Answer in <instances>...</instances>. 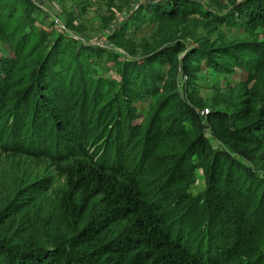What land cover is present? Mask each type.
<instances>
[{"label":"trees","instance_id":"1","mask_svg":"<svg viewBox=\"0 0 264 264\" xmlns=\"http://www.w3.org/2000/svg\"><path fill=\"white\" fill-rule=\"evenodd\" d=\"M256 3L264 15V0ZM14 13L13 6L0 0V36ZM61 47L55 43L47 55L22 66V46L4 65L0 63V129L8 122L0 147L13 146L58 162L81 159V166L91 170L83 179L98 182L99 192L109 202L116 194L114 199L121 206L106 212L131 210L137 232L165 250L167 264H235L230 262L244 249L250 264H264V177L257 171H264V83L255 78L230 114L209 109L201 115L204 104L195 90L197 62L210 55L218 67L225 63L226 49L204 44L191 50L179 43L166 46L145 63L164 65V76L133 62H116L121 79L110 95L111 87L95 75L89 62L93 53L99 55L97 50L85 52L87 48L79 47L70 68L61 63V53L67 51ZM54 67H60L59 71ZM144 96L151 98L145 123L135 124L132 103ZM92 120L101 125L112 120V131L108 130L100 147L88 151L86 146L95 142H85L81 131ZM206 131L218 147H211ZM132 143L140 145L138 159L130 152L135 147ZM198 166L207 172V185L204 191L189 194L185 190ZM142 175L152 177L154 184L162 183L163 192L144 194ZM256 197L258 201L250 207ZM225 200L240 207L233 209L230 225ZM133 203L136 206L128 209ZM19 209L12 208L9 218L1 212L0 222H8L0 230V264H99L104 260L108 249L95 248L92 256L83 250L100 235L104 224L100 216L76 220L75 227L61 231L62 235L48 231L34 239L23 237L35 226L31 219L14 220ZM222 212L224 217L219 216ZM249 237L256 242L250 244ZM189 238L190 245L185 247L180 240Z\"/></svg>","mask_w":264,"mask_h":264},{"label":"rangeland","instance_id":"2","mask_svg":"<svg viewBox=\"0 0 264 264\" xmlns=\"http://www.w3.org/2000/svg\"><path fill=\"white\" fill-rule=\"evenodd\" d=\"M1 1L15 8L13 18L6 23L4 33L0 36V63L3 65L22 46V66L28 60L47 55L55 43L67 48L66 52L61 53L60 60L70 68L77 61L73 54L76 50L81 51H78L79 47L87 48L85 52L88 49L97 50L99 55L93 53L89 62L93 65L95 75L104 78L107 86L111 87L112 95L121 79L116 62H133L135 66H143L145 71L164 76V65L145 63L149 55L153 56L166 46L179 43L186 50H191L198 44H204L212 49H226L228 53L225 63L218 67L214 65L210 55L201 57L197 62L195 90L204 104L201 115L209 109L230 114L255 78L264 83V15L257 8L256 0ZM179 55L180 53L177 56ZM59 68L54 67L55 72ZM182 77L179 73L177 82L180 92ZM159 85L160 82L157 81L156 86ZM262 96L264 98V87ZM150 101L149 96H144L132 103L135 124L145 123ZM72 113L77 116L76 111ZM7 123L1 124L0 143L6 138L4 133H8ZM110 123L113 121L101 125L92 120L81 131L85 142H95L86 144L88 151L101 146L108 130L112 131ZM205 136L211 147L219 146L207 131ZM134 144H131L135 147L130 152L133 159H138L140 145ZM81 164V159L78 162H58L45 155L16 150L13 146L0 147V219L1 212L9 218V211L19 207L17 216L13 218L19 221L31 219L35 226L30 232L25 231L23 237L31 235L35 239L37 233L48 231L62 235L61 231L67 232L69 227H75L76 220L88 221L98 215L104 219L101 220L104 223L102 231L97 240L83 246V250L92 256L97 248L108 249L104 260L99 264H167L165 250L155 248L152 245L154 240L150 244V241L143 239L141 233L137 232V227H134L136 215L131 210L120 214L106 212L114 205H120L114 199L115 192L109 202L106 194L99 192L102 186L98 182L83 179V175L87 176V172L91 170ZM257 171L264 177L263 170L257 168ZM206 174L205 169L196 167L193 181L185 192L195 194L204 191L207 185ZM151 178L149 175H142L140 190L146 195L163 192V184H154L150 182ZM227 200L223 202V207L229 210L226 218L227 225H230L229 220L232 219L234 210L239 211L240 207L232 200ZM256 201L258 197L250 200V207ZM135 206L133 203L128 209ZM142 211L146 210L142 207ZM219 216L224 217L223 212ZM6 222L8 219L0 222L2 232V224ZM46 222L50 224L45 226ZM253 239L249 237L248 242L255 243L256 240ZM180 242L188 247L190 238ZM241 252L230 263L250 264L251 259L243 254L245 249Z\"/></svg>","mask_w":264,"mask_h":264}]
</instances>
